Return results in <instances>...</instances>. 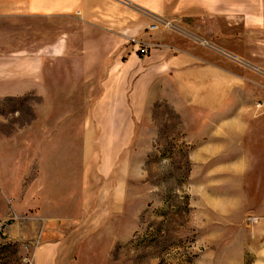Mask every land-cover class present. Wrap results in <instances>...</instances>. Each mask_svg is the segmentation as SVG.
Returning <instances> with one entry per match:
<instances>
[{
    "label": "crops",
    "instance_id": "0c3cea01",
    "mask_svg": "<svg viewBox=\"0 0 264 264\" xmlns=\"http://www.w3.org/2000/svg\"><path fill=\"white\" fill-rule=\"evenodd\" d=\"M262 8L237 0H0V105L31 96L36 98L38 120L45 123L53 113L59 126L79 125L83 136L84 167L73 213L70 199L58 202L39 196L40 191L33 197V185L44 183L46 191V163L27 165L17 177L21 188L12 198L14 212L28 202L24 210H34L30 219L41 221L36 226L42 225L47 233H68L45 241L35 264H68L70 250L81 242L76 233L101 231L123 212V177L102 200L111 199L113 207L93 208L92 187L85 176L93 175L97 150L106 153L103 173L99 170L102 177L111 172L110 164L131 146L137 124L155 97L175 105L169 94L174 91L183 105L198 112L195 120L202 112L220 120L221 113L237 103V91L252 82L253 68L264 72ZM156 22L160 25L153 29ZM132 40L151 45L149 55L140 58ZM60 99L86 107L78 114L74 107L73 113L58 118ZM263 118L264 114L234 116L229 135L234 141L249 130L244 121ZM29 126L12 136H23ZM94 138H100V144ZM45 151L37 149L39 154Z\"/></svg>",
    "mask_w": 264,
    "mask_h": 264
},
{
    "label": "rangeland",
    "instance_id": "374dc122",
    "mask_svg": "<svg viewBox=\"0 0 264 264\" xmlns=\"http://www.w3.org/2000/svg\"><path fill=\"white\" fill-rule=\"evenodd\" d=\"M237 1H252L264 12V0ZM165 25L173 27L170 22ZM253 69L252 82L237 91V103L221 113L220 120L203 112L195 120L198 112L170 90L175 105L154 98L137 124L131 146L110 164L106 177L101 175L106 153L93 154V175L85 176L92 187L93 208L113 207L111 199L102 200L123 177L124 209L120 202L117 207L123 212L101 231L76 233L81 242L70 250L68 264H264V118L244 121L249 130L234 141L227 129L234 116L264 114V72ZM67 102L60 99L58 118L73 113L74 107L77 114L86 107ZM36 113V98L31 96L0 105V135L8 136H0V264H35L45 241L68 234L47 233L42 225L36 226L40 220L30 219L34 210H24L28 202L14 212L12 198L21 188V171L46 163V191L44 183L33 185V197L40 191L43 198L70 199L72 213L82 180L79 125L59 126L53 113L44 123ZM28 125L26 136H12ZM94 139L100 144V138ZM39 146L46 148L44 154L37 152ZM54 211L61 210L55 205Z\"/></svg>",
    "mask_w": 264,
    "mask_h": 264
},
{
    "label": "built area",
    "instance_id": "2783aa9c",
    "mask_svg": "<svg viewBox=\"0 0 264 264\" xmlns=\"http://www.w3.org/2000/svg\"><path fill=\"white\" fill-rule=\"evenodd\" d=\"M153 29L157 28L156 25L152 26ZM135 47H137L138 54L141 58H145L149 55L151 51V45L149 44H143L137 40H132L131 42Z\"/></svg>",
    "mask_w": 264,
    "mask_h": 264
}]
</instances>
